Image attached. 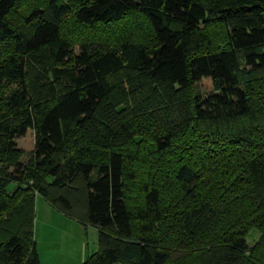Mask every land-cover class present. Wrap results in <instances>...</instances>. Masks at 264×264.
<instances>
[{
  "label": "trees",
  "instance_id": "obj_1",
  "mask_svg": "<svg viewBox=\"0 0 264 264\" xmlns=\"http://www.w3.org/2000/svg\"><path fill=\"white\" fill-rule=\"evenodd\" d=\"M37 195L83 264H264V0H0V264Z\"/></svg>",
  "mask_w": 264,
  "mask_h": 264
},
{
  "label": "rangeland",
  "instance_id": "obj_2",
  "mask_svg": "<svg viewBox=\"0 0 264 264\" xmlns=\"http://www.w3.org/2000/svg\"><path fill=\"white\" fill-rule=\"evenodd\" d=\"M197 90L203 96L211 94L214 92L213 81L202 79L197 83ZM34 147L33 131L18 140L23 161L29 159ZM35 205V242L40 264H83L99 251V230L96 227L67 216L40 195H37ZM259 237V231L252 230L247 237L249 245H254Z\"/></svg>",
  "mask_w": 264,
  "mask_h": 264
}]
</instances>
